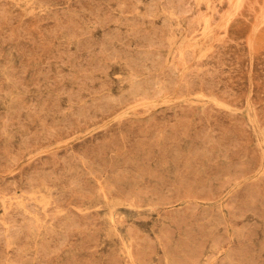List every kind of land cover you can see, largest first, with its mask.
Listing matches in <instances>:
<instances>
[{"label": "rangeland", "instance_id": "obj_1", "mask_svg": "<svg viewBox=\"0 0 264 264\" xmlns=\"http://www.w3.org/2000/svg\"><path fill=\"white\" fill-rule=\"evenodd\" d=\"M239 1L0 0V264H264Z\"/></svg>", "mask_w": 264, "mask_h": 264}, {"label": "bare ground", "instance_id": "obj_2", "mask_svg": "<svg viewBox=\"0 0 264 264\" xmlns=\"http://www.w3.org/2000/svg\"><path fill=\"white\" fill-rule=\"evenodd\" d=\"M195 1H197V0H195ZM229 1V0H228ZM236 1H238V0H236ZM243 1V0H242ZM264 1V0H263ZM208 2V1H207ZM239 2H241V0L239 1ZM239 2L238 3H235V4H237V5H235V8H236V6H239ZM197 3V2H196ZM199 3V2H198ZM263 8V7H262ZM208 29V28H207ZM209 31V30H208ZM208 35V34H207ZM102 197H103V195H102ZM41 210V209H40ZM28 213V212H27Z\"/></svg>", "mask_w": 264, "mask_h": 264}]
</instances>
